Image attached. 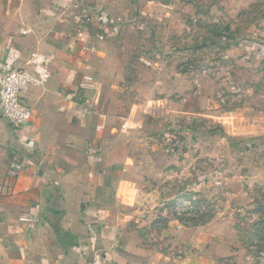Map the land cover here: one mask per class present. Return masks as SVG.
Masks as SVG:
<instances>
[{
    "label": "rangeland",
    "instance_id": "obj_1",
    "mask_svg": "<svg viewBox=\"0 0 264 264\" xmlns=\"http://www.w3.org/2000/svg\"><path fill=\"white\" fill-rule=\"evenodd\" d=\"M173 2L103 41L77 95L88 140L119 161L107 189L143 246L179 222L264 264V0Z\"/></svg>",
    "mask_w": 264,
    "mask_h": 264
},
{
    "label": "crops",
    "instance_id": "obj_2",
    "mask_svg": "<svg viewBox=\"0 0 264 264\" xmlns=\"http://www.w3.org/2000/svg\"><path fill=\"white\" fill-rule=\"evenodd\" d=\"M176 5L0 0V79L12 69L47 75L22 93L27 128L0 115V264H252L236 239L179 222L165 224L159 244L143 246L134 229L117 223L122 185L107 189L119 161L102 162L88 140L78 84L103 41L118 37L124 23L144 34L154 10L165 16ZM13 162L21 165L15 176Z\"/></svg>",
    "mask_w": 264,
    "mask_h": 264
},
{
    "label": "built area",
    "instance_id": "obj_3",
    "mask_svg": "<svg viewBox=\"0 0 264 264\" xmlns=\"http://www.w3.org/2000/svg\"><path fill=\"white\" fill-rule=\"evenodd\" d=\"M43 65V59H39ZM47 75L43 68L36 69L34 74L24 69H12L3 72L0 79V115L15 129L27 128L31 121V111L22 101V93L30 87H40L44 84ZM92 87V78L88 75L82 77L78 84L79 89ZM21 165L13 162L9 174L17 175Z\"/></svg>",
    "mask_w": 264,
    "mask_h": 264
},
{
    "label": "trees",
    "instance_id": "obj_4",
    "mask_svg": "<svg viewBox=\"0 0 264 264\" xmlns=\"http://www.w3.org/2000/svg\"><path fill=\"white\" fill-rule=\"evenodd\" d=\"M245 45H247V42H246V44ZM221 134V133H220ZM223 136V135H222Z\"/></svg>",
    "mask_w": 264,
    "mask_h": 264
}]
</instances>
